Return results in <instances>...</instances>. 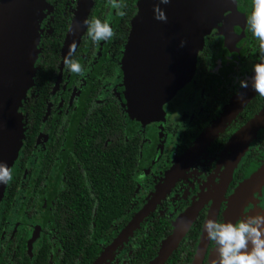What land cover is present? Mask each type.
I'll return each mask as SVG.
<instances>
[{
    "label": "flooded vegetation",
    "instance_id": "obj_1",
    "mask_svg": "<svg viewBox=\"0 0 264 264\" xmlns=\"http://www.w3.org/2000/svg\"><path fill=\"white\" fill-rule=\"evenodd\" d=\"M40 1L42 17L30 27L28 43L36 29L35 73L19 106L23 144L0 203V264H148L182 216L198 206L168 258L170 264H194L211 210L217 221L235 223L256 207L264 208V126L228 185L223 189L222 184L229 166L223 160L227 143L264 107L248 117L252 109H246L257 94L209 145L188 156L199 136L244 90L239 80L254 76L259 40L247 25L253 0H217V9L228 8L206 33L192 80L149 120L133 115L122 67L139 0H123V17L109 0H92L86 18L109 20L116 34L97 44L86 26L72 57L83 65L84 76L64 64L82 0ZM3 30L0 26V85L6 88L10 80H19L14 70H22L20 54L27 45L19 43V57L9 65V49L14 48L9 42L16 37L2 35ZM255 176L247 203L230 220L231 196ZM110 202L119 204L116 217L98 225L103 209L110 217ZM146 206V216L116 243ZM216 247L209 239L201 264H212Z\"/></svg>",
    "mask_w": 264,
    "mask_h": 264
},
{
    "label": "water",
    "instance_id": "obj_2",
    "mask_svg": "<svg viewBox=\"0 0 264 264\" xmlns=\"http://www.w3.org/2000/svg\"><path fill=\"white\" fill-rule=\"evenodd\" d=\"M38 2L39 0H32L31 10L30 0H3L2 2V4L5 3L4 18L0 17V21L5 25L3 26L5 30L1 34L8 36L10 29L14 32L10 31L11 34L16 37L13 43L9 42V47L14 46L13 49H9V65H14L19 57L17 53L19 54L20 37L27 15L32 19L31 27L35 26L37 14L35 7ZM229 2L234 4L235 0ZM92 3V0L81 1V13L78 14L73 24L65 51L68 52L69 45L73 41L77 44L80 41V37L87 26L83 24V20L86 18ZM158 3L159 0H139L138 12L132 20L131 32L122 60L124 83L132 113L134 116H137L138 113L144 120L152 119L159 111L162 112V105L172 99L178 90L192 80L196 71L198 53L205 43V35L217 25L221 14L228 8L217 9L214 6L217 4V0H171L168 4L161 3L159 5L161 9L166 11L168 17L167 22H164L155 19L154 7ZM182 40H186L183 47H181ZM26 45L27 51L24 53L27 60L32 44ZM1 46L2 43H0V48ZM2 53L3 50H0V55ZM24 53L22 50L20 54V57L23 54V61ZM32 68L34 69L33 65ZM16 91V95L15 92H12L11 95L9 89L6 90L5 94L0 95V162L6 163L9 167L17 158L24 137L23 123L19 112L24 93L20 94L19 88ZM242 93L245 94L244 99L240 100L238 96L233 98L219 119L199 136L188 152L189 157L209 145L218 133L224 130L227 123L233 120L257 94L252 89L251 83ZM263 125L264 109L248 121L227 143L223 160L229 166H226L222 182L223 189L228 185L232 171L243 156L249 142L257 136ZM171 181L173 182V180ZM257 181L258 176L251 177L237 187L230 199V212L238 210L234 204L237 193L250 187L246 192L249 195ZM250 184L254 185L250 186ZM6 187L7 184L0 183V201L4 196ZM246 203L247 197L241 202L239 209L242 210ZM149 210L150 207L146 206L125 229L116 243L126 238ZM197 213L198 206H195L182 216L176 224L175 231L164 240L158 255L149 264H164L167 261L178 247ZM216 214V210H211L208 219H216ZM232 216L228 215L229 219ZM208 243L209 237L204 228L194 264L202 263Z\"/></svg>",
    "mask_w": 264,
    "mask_h": 264
},
{
    "label": "clouds",
    "instance_id": "obj_3",
    "mask_svg": "<svg viewBox=\"0 0 264 264\" xmlns=\"http://www.w3.org/2000/svg\"><path fill=\"white\" fill-rule=\"evenodd\" d=\"M171 0H159L154 7L155 19L167 22V14L159 6L168 4ZM110 6L116 10V15L123 17L126 15L124 8L127 7L123 0H109ZM252 12L247 17V25L252 34L259 40V57L253 66L254 76L251 79H240V88L247 89L251 82L252 89L260 96H264V0H253ZM83 24L87 25V33L94 43L110 40L115 37V28L107 19L101 21L98 18H85ZM186 40L181 41V47ZM77 43L73 41L68 48V53L64 57L65 67L72 73L84 76L83 65L73 59L76 53ZM244 93L238 92V98L244 99ZM13 179L12 169L0 162V183L8 184ZM138 179L143 181L144 175ZM264 209V208H262ZM205 230L210 240L216 244L218 256L213 264H264V211L255 215H246L235 223L229 220L217 221L209 218L205 224Z\"/></svg>",
    "mask_w": 264,
    "mask_h": 264
},
{
    "label": "rangeland",
    "instance_id": "obj_4",
    "mask_svg": "<svg viewBox=\"0 0 264 264\" xmlns=\"http://www.w3.org/2000/svg\"><path fill=\"white\" fill-rule=\"evenodd\" d=\"M40 2H42V1H40L39 0V4L37 3L36 4V7H35V10H36V12H37V14H36V12H35V14H36V21H35V27H36V25H38V20H39V18H41L42 17V13H43V10H42V8L43 7H41V3ZM44 2V1H43ZM34 31V30H33ZM32 31V34H31V41H30V44H32V46H31V50H30V54H29V57L27 58V60H26V64H25V61H23V65H22V72H21V75H20V77H19V80H18V86H17V84H16V88H15V95H16V93H17V88H19V92H20V94H23L24 93V95H25V93H26V91L29 89V87L31 86V84H32V82H33V75H34V69H35V67H34V60H35V58H36V56H37V53H38V46H37V43H38V37H39V34L37 33V30L35 29V31L33 32ZM34 39V40H33ZM33 43H34V46H33ZM256 63V62H255ZM255 63H252V65H251V69L253 68V66H254V64ZM32 65H33V67H34V69L32 68ZM20 70H21V66H20ZM194 98H195V100H196V98H198V95H196V96H194L193 98H192V101L194 100ZM190 109V108H189ZM186 114H187V112H186ZM264 126V125H263ZM262 126V127H263ZM261 129V128H260ZM259 129V130H260ZM258 134V133H257ZM18 157V156H17ZM17 159V158H16ZM15 159V160H16ZM15 162V161H14ZM14 164V163H13ZM12 164V165H13ZM12 165L10 166V168L12 167ZM6 190V189H5ZM4 194H5V191H4ZM0 203H1V201H0ZM263 209H258L257 207L249 214V215H255L257 212H260V211H262Z\"/></svg>",
    "mask_w": 264,
    "mask_h": 264
},
{
    "label": "bare ground",
    "instance_id": "obj_5",
    "mask_svg": "<svg viewBox=\"0 0 264 264\" xmlns=\"http://www.w3.org/2000/svg\"><path fill=\"white\" fill-rule=\"evenodd\" d=\"M30 2H31V6H30V10H31V8H32V0H30ZM3 5V6H2ZM0 4V6L2 7L1 9H0V17L1 18H4V16H3V8H4V5H5V3H3V4ZM213 5V4H212ZM214 6H216V5H214ZM214 12V11H213ZM29 14H30V12H29ZM207 15H208V13H206ZM2 22V21H1ZM31 24H32V19H30L29 18V16L27 15V18H25V21H24V25H23V29H22V35H21V37H20V43L21 44H28L29 43V29H30V27H31ZM2 28H3V26H5L3 23H1V25H0ZM10 31H12V30H10L9 29V35H14V34H11V32ZM13 32V31H12ZM14 33V32H13ZM8 35V36H9ZM5 36H7V35H5ZM23 53H24V51H23ZM14 72L16 73V76H19L20 77V74H21V72H22V70H19V71H15L14 70ZM13 75H14V73H13ZM14 78V77H13ZM2 80H0V82H1ZM16 84H17V86H18V81H15V83H13V81H9L8 82V87H6V88H3V87H1V85H0V95H3V94H5V92H6V90H10L11 91V95L14 93V91H15V88H16ZM13 92V93H12ZM250 188V187H249ZM249 188H244L243 190H241V191H239L238 193H237V195L235 196V198H234V204H235V206L239 209V205L241 204V202L244 200V198H245V195H246V192H247V190L249 189ZM237 211V210H236ZM236 211H234V212H230V216H232Z\"/></svg>",
    "mask_w": 264,
    "mask_h": 264
},
{
    "label": "trees",
    "instance_id": "obj_6",
    "mask_svg": "<svg viewBox=\"0 0 264 264\" xmlns=\"http://www.w3.org/2000/svg\"><path fill=\"white\" fill-rule=\"evenodd\" d=\"M264 104V96H260L259 94H257V96L252 100V102H250V104L248 105V107H247V109H246V111H248L249 110V108H251L252 109V112L248 115V117H251V116H253L254 114H255V112L256 111H258L260 108H261V106ZM264 109V107L261 109V111ZM261 111H259L258 113H256L252 118H250L249 119V121L251 120V119H253L256 115H258ZM119 204L118 203H116V202H110V217H105L103 214L107 211L106 209H103L102 211H101V215L98 217V219H97V224L98 225H100L101 223H109V222H111V220L114 218V217H116V215H115V211L116 212H118V210L117 209H115L116 208V206H118ZM156 233V232H155ZM167 234V233H166ZM166 234H163V235H159L158 236V238H162L163 236H165ZM171 234V233H170ZM170 234L169 235H167V237L168 236H170ZM157 236V235H156ZM163 244V243H162ZM161 244V245H162ZM161 247L162 246H160L159 247V249H158V252H157V255H158V253H159V251H160V249H161ZM156 255V256H157ZM155 256V257H156ZM155 257H153L150 261H149V263L155 258ZM170 262H171V259H168L164 264H170ZM148 263V264H149Z\"/></svg>",
    "mask_w": 264,
    "mask_h": 264
}]
</instances>
